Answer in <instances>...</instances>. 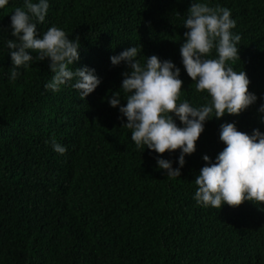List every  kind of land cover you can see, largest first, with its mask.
Segmentation results:
<instances>
[{"label":"trees","instance_id":"trees-1","mask_svg":"<svg viewBox=\"0 0 264 264\" xmlns=\"http://www.w3.org/2000/svg\"><path fill=\"white\" fill-rule=\"evenodd\" d=\"M190 2L49 0L37 29L54 24L70 39L78 35L77 64L101 78L85 98L69 85L44 89L52 75L47 59L21 66L20 75L8 79L5 40L14 38L10 15L23 0L0 8V264H264V202L213 208L193 199L202 155L214 158L224 147L221 122L264 131V113L256 111L264 94V0H201L230 9L239 57L226 63L246 72L258 99L238 115L206 121L180 177L156 166L154 150L135 147L122 125L126 118L106 99L119 91L127 70L109 57L132 44L141 49V63L145 54H156L181 68L179 99L207 102L180 62ZM215 55L213 49L209 58ZM53 138L65 153L52 149ZM178 151L159 155L176 167Z\"/></svg>","mask_w":264,"mask_h":264},{"label":"clouds","instance_id":"clouds-1","mask_svg":"<svg viewBox=\"0 0 264 264\" xmlns=\"http://www.w3.org/2000/svg\"><path fill=\"white\" fill-rule=\"evenodd\" d=\"M7 3L8 0H0V8ZM48 9L49 0H23V5L11 12L9 26L14 38L5 40L11 59L8 79L14 81L21 66L27 68L34 61L47 59L52 75L43 84L44 89L56 92L69 85L80 98H85L101 78L93 67L77 64L81 46L78 35L70 39L54 24L43 32L37 29V24L45 21ZM182 25L186 31L179 45L180 62L195 82V91L207 94L205 103L194 105L179 99L181 68L171 59L145 54L141 63L137 58L141 49L132 44L109 57L112 65L123 63L127 70L121 73L119 91H112L107 102L126 118L122 125L130 130L135 147L142 152L145 148L154 150L156 166L169 177H180L185 156L195 151L206 121L226 114L238 115L258 99L248 89L246 72L235 71L226 63L239 57L240 41V35L231 31L235 21L229 8L191 0ZM213 49L216 55L209 58ZM259 99L258 114L264 113V94ZM259 120L264 123V115H259ZM219 140L224 147L214 158L202 155L205 163L194 179L195 202L213 208L222 204L238 206L245 200L264 202V131L257 127L247 133L238 130L234 121L221 122ZM50 143L55 152L65 153L66 146L55 138ZM177 149L176 167L172 160L159 155Z\"/></svg>","mask_w":264,"mask_h":264}]
</instances>
